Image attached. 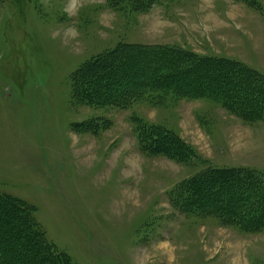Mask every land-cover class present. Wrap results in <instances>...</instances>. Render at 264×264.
I'll use <instances>...</instances> for the list:
<instances>
[{
	"label": "rangeland",
	"instance_id": "obj_1",
	"mask_svg": "<svg viewBox=\"0 0 264 264\" xmlns=\"http://www.w3.org/2000/svg\"><path fill=\"white\" fill-rule=\"evenodd\" d=\"M256 1L154 0L139 11L132 0H0V193L31 205L76 264H264V229L190 217L171 195L212 168L264 171V122L207 99L91 106L72 100L71 79L123 43L219 58L209 11L228 23L264 16ZM251 27L260 42L245 39L249 63L264 74V19ZM134 116L178 132L197 155L145 154Z\"/></svg>",
	"mask_w": 264,
	"mask_h": 264
},
{
	"label": "trees",
	"instance_id": "obj_2",
	"mask_svg": "<svg viewBox=\"0 0 264 264\" xmlns=\"http://www.w3.org/2000/svg\"><path fill=\"white\" fill-rule=\"evenodd\" d=\"M28 0H16L19 5ZM154 0H132L145 11ZM259 6L256 0H239ZM252 1V2H251ZM118 8L123 0H110ZM123 5V4H122ZM72 100L91 106L129 109L140 101L207 99L246 122H264V74L247 64L203 56L171 46L123 43L84 62L72 75ZM145 154L189 162L197 154L180 134L132 118ZM173 194V195H172ZM174 204L190 217H217L244 231L264 229V171L249 167L212 168L181 182ZM0 264H76L51 242L26 201L0 193Z\"/></svg>",
	"mask_w": 264,
	"mask_h": 264
},
{
	"label": "crops",
	"instance_id": "obj_3",
	"mask_svg": "<svg viewBox=\"0 0 264 264\" xmlns=\"http://www.w3.org/2000/svg\"><path fill=\"white\" fill-rule=\"evenodd\" d=\"M206 19L210 23H214L212 31H215L212 42L217 46L215 45L211 54L243 62L253 68L249 63L250 55L246 51L247 43L245 39H251L254 43L260 42V35L253 32L251 24L260 25L264 16L253 12L251 16L246 15V17H241L239 20L229 21L228 23L220 18V14H214V12L212 13L210 10ZM232 25L235 27H232ZM236 27L239 28L238 30L240 31H237Z\"/></svg>",
	"mask_w": 264,
	"mask_h": 264
}]
</instances>
